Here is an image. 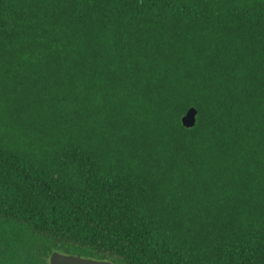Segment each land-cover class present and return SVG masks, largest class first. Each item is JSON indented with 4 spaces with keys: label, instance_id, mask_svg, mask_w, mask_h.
Masks as SVG:
<instances>
[{
    "label": "trees",
    "instance_id": "1",
    "mask_svg": "<svg viewBox=\"0 0 264 264\" xmlns=\"http://www.w3.org/2000/svg\"><path fill=\"white\" fill-rule=\"evenodd\" d=\"M53 252L264 264V0H0V264Z\"/></svg>",
    "mask_w": 264,
    "mask_h": 264
},
{
    "label": "water",
    "instance_id": "2",
    "mask_svg": "<svg viewBox=\"0 0 264 264\" xmlns=\"http://www.w3.org/2000/svg\"><path fill=\"white\" fill-rule=\"evenodd\" d=\"M198 111L195 108H190L182 117V125L187 128H193L197 122ZM49 264H113L107 260H95L90 258H83L80 256L62 254L53 252L49 258Z\"/></svg>",
    "mask_w": 264,
    "mask_h": 264
}]
</instances>
